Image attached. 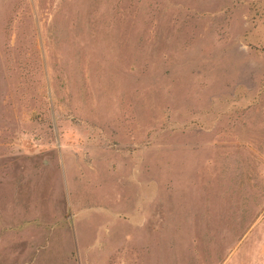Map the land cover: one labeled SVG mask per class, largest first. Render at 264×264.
I'll use <instances>...</instances> for the list:
<instances>
[{
  "label": "rangeland",
  "instance_id": "374dc122",
  "mask_svg": "<svg viewBox=\"0 0 264 264\" xmlns=\"http://www.w3.org/2000/svg\"><path fill=\"white\" fill-rule=\"evenodd\" d=\"M0 264H264V0H0Z\"/></svg>",
  "mask_w": 264,
  "mask_h": 264
}]
</instances>
